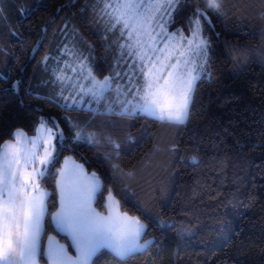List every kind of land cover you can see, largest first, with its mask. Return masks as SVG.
<instances>
[{
    "label": "trees",
    "instance_id": "16d2710c",
    "mask_svg": "<svg viewBox=\"0 0 264 264\" xmlns=\"http://www.w3.org/2000/svg\"><path fill=\"white\" fill-rule=\"evenodd\" d=\"M102 7L101 0H0V144L17 129L32 135L42 118L95 120L98 126L107 120L108 135L135 137L119 158L106 160L103 144L76 145L62 122L76 150L61 160L72 156L114 192H128L124 208L130 215L140 214L133 207L139 203L154 220L175 225L150 223L145 238L158 243L126 264H264V0H223L222 12L209 14L203 36L210 76L197 81L190 118L176 127L60 106L50 64L65 46L87 56L98 78L118 56V33L107 31ZM200 7V0H181L170 28L188 35V19ZM171 146L177 151H169ZM193 157L201 161L197 167L190 166ZM112 163L123 172H115ZM226 223L235 232L232 241L213 248V239L226 234ZM197 230L206 233L203 243L193 240L192 247L180 240L181 232ZM99 264L117 262L105 255Z\"/></svg>",
    "mask_w": 264,
    "mask_h": 264
},
{
    "label": "snow or ice",
    "instance_id": "6c2138e0",
    "mask_svg": "<svg viewBox=\"0 0 264 264\" xmlns=\"http://www.w3.org/2000/svg\"><path fill=\"white\" fill-rule=\"evenodd\" d=\"M101 2L107 31L118 33V56L109 73L98 78L89 58L72 52L75 66L65 60L64 67L57 66L52 73L51 82L60 86L64 101L60 106L93 116L103 108L106 114L139 116L170 127L185 125L197 81L210 76L204 24H210L209 14L222 12L223 0H200L201 7L188 19V35L167 29L181 0ZM68 52L65 46L64 53ZM65 91L69 95H63ZM62 122L76 145L103 144L108 161L119 158L127 143L135 140L131 135L124 140L108 135L107 120L98 126L95 120L71 122L69 117L42 118L32 135L21 129L12 132L11 139L0 144V264H99L105 255L126 264L147 255L158 243L145 238L149 224L169 229L175 225L154 220L151 210L139 203L133 207L140 214L130 215L124 208L130 201L128 192H114L72 156L61 160L65 152L76 150ZM168 150L177 151L175 146ZM200 162L193 157L189 163L197 167ZM111 167L123 172L118 163ZM223 228L226 234L213 239V248L222 249L232 241L235 232L227 223ZM47 229L53 234L48 235ZM205 234L181 232L179 238L195 247L192 241L203 243Z\"/></svg>",
    "mask_w": 264,
    "mask_h": 264
},
{
    "label": "rangeland",
    "instance_id": "374dc122",
    "mask_svg": "<svg viewBox=\"0 0 264 264\" xmlns=\"http://www.w3.org/2000/svg\"><path fill=\"white\" fill-rule=\"evenodd\" d=\"M172 18H173V16H172ZM107 19V18H106ZM171 23H172V19H171V22L170 23H168V25H167V29H168V31L171 33V32H176L178 29H171L170 28V25H171ZM180 30H182V29H180ZM183 33H184V35H187V34H185V32L183 31ZM202 35H203V33H202ZM204 37V36H203ZM205 38V37H204ZM68 49H69V52L67 53V54H65L64 53V49L61 51V53H60V55L59 56H57V57H55L54 59H53V61H52V64H50V69H51V72L53 73V71L54 70H56L57 69V66H59V67H61V68H63L64 67V61L65 60H68L71 64H73V66H75V60L73 59V57H72V55H71V53L72 52H76V51H74V49H72V48H70V47H67ZM208 58H209V49H208ZM208 65V64H207ZM206 72H207V66H206ZM68 75H71V72H68L67 73ZM59 91H60V86H59ZM63 95H65V96H67V95H69V93L67 92V91H65L64 93H63ZM63 103H64V101H63ZM103 108H101L100 110H102ZM74 159V158H73ZM75 160V159H74ZM77 161V160H76ZM78 162V161H77ZM78 163H80V162H78ZM86 170V169H85ZM87 171V170H86ZM88 172V171H87ZM89 174L91 173V172H88ZM50 235H52V234H50ZM61 243H63L62 241H60Z\"/></svg>",
    "mask_w": 264,
    "mask_h": 264
}]
</instances>
